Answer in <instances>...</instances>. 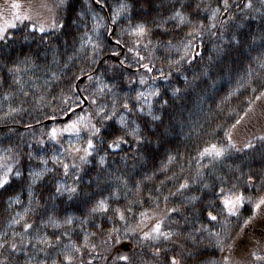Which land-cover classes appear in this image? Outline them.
Returning a JSON list of instances; mask_svg holds the SVG:
<instances>
[{
	"label": "trees",
	"instance_id": "trees-1",
	"mask_svg": "<svg viewBox=\"0 0 264 264\" xmlns=\"http://www.w3.org/2000/svg\"><path fill=\"white\" fill-rule=\"evenodd\" d=\"M17 2L30 7L33 18L45 19V25L54 15L63 28L46 34L31 28L9 30L6 41H0V167L4 161L15 172L0 188V262L67 264L65 256L70 253L72 264L89 260L92 264H166L172 256L182 258V264H224L225 257L229 264H264L255 256L244 260L232 256L238 239L250 233L255 255L264 257V228L257 224L254 208L264 198V141L257 139L264 136V68L258 59L264 58V5L260 0H252L251 9L244 7L248 0H228L227 11L223 0H101L100 4L66 0L61 7L56 6L59 0ZM122 2L131 6L130 13L120 12L113 23ZM217 8L220 11L213 18ZM9 12L4 15L11 19ZM176 12L184 23L172 19ZM137 24L148 29L143 37L134 34ZM233 36L242 46L229 43ZM121 48L125 52L118 62L111 57ZM220 49L226 54L220 55ZM83 77L86 80L79 87L87 106L74 111L68 122L45 124L83 105L75 87ZM141 78L147 83L141 85ZM151 88L160 91L158 97H149L160 121H152L148 104L135 99L138 92ZM174 89H180L178 95H173ZM113 101L117 115L104 121L97 113L105 109L111 114ZM124 102L143 107V114L136 108L126 112ZM120 115L127 128L120 127ZM80 117L101 128L99 136L93 137L96 148L87 163L79 159L83 152L66 151L86 147L89 134L83 127L79 137L65 131ZM137 127L144 144L127 135L120 148H107L116 135ZM229 135L241 151L229 147ZM72 137L78 138L74 144L68 141ZM248 141L256 147L246 149ZM212 145L227 148L226 155L219 160L202 158L200 153ZM53 156L70 165L67 176ZM42 159L48 163L42 164ZM73 163L78 167L72 168ZM35 172H42L43 178L33 182L30 173ZM184 182L189 187L177 192ZM58 183L77 187V194L71 200L66 192L57 194ZM221 188L225 194L231 190L245 197L237 215H228ZM101 199L108 210L90 213ZM173 208L178 211L172 212ZM115 209L123 213V220ZM208 212L217 220H210ZM69 216L70 225L65 223ZM161 219L162 230L174 233L172 238L141 239ZM26 223L32 225L27 232ZM157 248L160 256L153 255ZM122 255L130 261L120 260Z\"/></svg>",
	"mask_w": 264,
	"mask_h": 264
},
{
	"label": "snow or ice",
	"instance_id": "snow-or-ice-1",
	"mask_svg": "<svg viewBox=\"0 0 264 264\" xmlns=\"http://www.w3.org/2000/svg\"><path fill=\"white\" fill-rule=\"evenodd\" d=\"M65 2H66V0H59V3L56 6L61 7L65 4ZM260 2L262 5H264V0H260ZM96 3L100 4L101 0H96ZM229 7H230V5L228 3V0H223L224 10L227 11L229 9ZM244 7L247 9H251L253 7L252 0H248V2L244 5ZM130 8H131V6L128 3L122 2L119 5L117 12L114 13V15L112 17L113 23L116 22V19L118 18L120 12H129L130 13ZM9 10H11V11L9 12ZM48 10L52 11V9H48ZM219 11H220L219 8H217L213 11V13H212L213 18H215L216 14ZM5 12H9V14L11 15V19H8L7 16L4 15ZM31 12H32V10L30 7L23 6L21 3L17 2V0H11V2H9V0H5V4L0 5V21H2V23H0V41H6L9 30L16 28L18 23L23 24L25 21L30 22V27H31L32 31H38L41 34H46L49 31H55V30H59V29L63 28V24H58L56 22L54 15L52 17L50 24L45 25L44 23H39L37 25V23L33 22V15L31 14ZM172 19H178L180 23L185 22V18L181 15L180 12H176L175 15L172 17ZM229 19H232V17H229ZM221 23H224V21H221ZM211 27L215 28L216 25L212 24ZM241 27H242V25H241ZM133 31H134L135 35L143 37L144 35H146L148 29L146 28V26L144 24H137ZM189 35H192V33H189ZM262 39H264V37H262ZM229 43L232 44L233 46H237V47L242 46V41L240 39H238L236 36H233L231 38V40L229 41ZM253 43H255L254 38H253ZM219 54L225 55L226 54L225 50L220 49ZM141 59H143V57H141ZM181 59H183V57ZM258 59H259L260 67L264 68V58H258ZM177 63H179V61H177ZM143 67L145 69H147V71H149V72L152 71V69L147 64L143 65ZM10 71H11V69H10ZM204 74L207 75V70L205 71ZM249 74L251 75V72ZM18 82L19 81H17V83ZM139 83L141 85H144L147 83V81L145 79L141 78ZM253 91H255V89H253ZM179 92H180V89H174L173 95L174 96L178 95ZM159 95H160V91L158 88H151L147 93L144 91L138 92L136 97H135L137 102H140L141 100H143L144 103L148 104L149 111L147 114L151 116L152 121H160L161 117L159 115L153 114V112L151 110V104L149 101V97H158ZM261 95L264 96V92H262ZM93 102L95 103V101H93ZM164 103L167 104V101H165ZM122 108L126 112H132L133 109L136 108V105H133L132 107H130L128 102H124L122 104ZM136 110L142 114L144 112L143 107L136 108ZM97 114L101 115L102 119L104 121L113 120V118L117 115L115 101H113V111L111 112V114H109L105 109H101V111ZM118 123L122 129L127 128V121L123 115H120ZM237 123H239V121H237ZM81 127H83V129L85 131H87L89 134L88 138L86 140V147L74 148V149H69L66 151L74 150L76 153L83 152V155L79 156V159L81 162L87 163V158L89 156L93 155V150H95V148H96V144L94 143L93 137L99 136V134L101 132V128L96 127L95 124H91L90 122L84 123V118L80 117L77 121H74L72 124L68 125L67 128L65 129V131H69V132L73 133L74 135H76L77 137H79L80 133H81ZM138 132H139V129L137 127V128H132L130 132H128V131L124 132L123 135H116L115 138L110 143H107V148H109V149L120 148V146L122 144L127 143V140L124 138L127 135H131V136L135 137L137 144H144L146 141L143 137H140L138 135ZM56 134H57L56 130L53 129L52 134H51L53 139L56 138ZM228 139H229V147L230 148H233L236 151L242 150V149L236 148L235 144L231 143V136L230 135L228 136ZM257 139L260 141H264V136L257 137ZM41 143H43V142H41ZM244 147L246 149H253L256 147V145H254L251 141H248ZM227 151H228L227 148L217 147L216 145H212L210 148H205L203 150V152L200 153V155L202 158L207 156V157H211L213 160H219V159H222L226 155ZM172 159H173V157L169 156V160L171 161ZM52 161L63 168V173L65 176L68 175V171H69V167H70V165L68 163H65L63 161L58 160V158L55 156L52 157ZM41 163L46 165L48 163V161L42 159ZM99 163L101 165H103L105 163V157L102 156L100 158ZM71 167L77 168L78 165L73 163L71 165ZM9 171H11L10 168H9ZM44 171H50V170L45 169ZM16 175L19 176L20 173L17 172ZM30 175L34 177L33 182H35V179H42L43 178L42 172L30 173ZM76 179L78 180L79 177L77 176ZM8 182H9L8 176H7V173H5L4 176L0 177V188H3ZM248 183H250V184L252 183L251 177L249 178ZM188 187H189V185L187 182L181 183L179 185V188L177 189V192H181L182 190H184ZM233 187H235V186H233ZM55 191L57 194H61V195H63L66 192L68 194V199L71 200L73 198V196H75L77 194L78 188L75 186H68L66 184L58 183L56 188H55ZM229 192H230V194H225V190L223 188H221L219 195L222 197L221 203L223 204L224 208L227 210L228 215L234 216V215H237L238 207L243 205L245 197L243 196V194H237V193L231 192V190H229ZM172 195H175V193H172ZM165 200H167V197H165ZM262 205H264V198H261L258 202H256L254 205V208L260 209ZM107 210H108V205H107L106 200L101 199V200H98L94 204V206L90 209V213L106 212ZM128 210L130 211V209H128ZM114 211H116L119 214L121 220L124 219V215H123V213L120 212L119 209H115ZM171 211L177 212L178 209L173 208V209H171ZM141 215L147 216V213H141ZM208 217L212 221L217 220V216L213 215L211 212H208ZM49 219L51 221V218H49ZM51 222L54 223V221H51ZM72 222H73V219L71 216L67 217L65 220V223L69 224V225L72 224ZM248 222L249 221H245V224H247ZM31 227H32L31 224L26 223L24 225L25 232H27ZM162 227H163V220L162 219L157 220L148 232H144L141 239H143L145 241H159L160 239H163L164 241L170 240L172 238V236L174 235V233H172L170 231H163ZM210 235L218 236L219 234L218 233H210ZM57 239H59V237ZM194 239L195 238H193V240ZM41 242L49 243L47 239H43ZM217 246L221 247V250H223V242L222 241L218 240ZM0 247H2V245H0ZM15 248H16V246L13 245L12 246L13 251H15ZM74 251L79 252L80 249L74 248ZM153 255L160 256L161 255V249L157 248L154 251ZM188 255H189V257H191L192 253L189 252ZM253 256H255V258L257 260L264 259V257L256 256L255 253H253ZM119 259L122 261H125V262L130 261V257L126 256V255L120 256ZM65 260L67 261V264H72V256L70 253L65 256ZM0 264H2V262H0ZM88 264H92V261L89 260ZM166 264H182V258L178 259L176 256H172V257L167 259ZM224 264H229L227 257H225V259H224Z\"/></svg>",
	"mask_w": 264,
	"mask_h": 264
},
{
	"label": "rangeland",
	"instance_id": "rangeland-1",
	"mask_svg": "<svg viewBox=\"0 0 264 264\" xmlns=\"http://www.w3.org/2000/svg\"><path fill=\"white\" fill-rule=\"evenodd\" d=\"M33 19L36 20V23L37 24L44 23V21H45V19H43V18H41L39 16L38 17L36 16ZM46 22L47 23H50V22L47 21V19H46ZM82 102H84V101H82ZM73 114L70 115V117H72ZM64 118H66V117H64ZM68 121L69 120L59 121V122L64 123V122H68ZM77 140H78V138L72 137L68 141H69V143L74 144ZM9 168L11 169V171H9ZM0 171H1L0 177L4 176L5 173H7V176L8 177H11V176H13L15 174L13 166L12 165H4V161H3V163H1ZM36 180L37 179H35V181ZM263 207H261L260 209H258V219H257V224L259 223L262 226H264V213H262V208ZM262 239H264V237ZM263 244H264V241H263ZM254 248H255L254 241L251 239L250 233H248V234L246 233V234L242 235L238 239L237 245H236L235 250H234V252L236 253L237 256L236 255H232V256L234 257V259L236 258V260H239V259L240 260H244L246 258L247 259L248 258H253V253H255Z\"/></svg>",
	"mask_w": 264,
	"mask_h": 264
},
{
	"label": "water",
	"instance_id": "water-1",
	"mask_svg": "<svg viewBox=\"0 0 264 264\" xmlns=\"http://www.w3.org/2000/svg\"><path fill=\"white\" fill-rule=\"evenodd\" d=\"M111 42H112V41H111ZM123 53H124V52H122V54H121L120 56H117V58H115V59H116L117 61H120V60H121V56L123 55ZM84 79H85V78L79 79V83H81V84L84 83V81H85ZM77 89L79 90L78 85H77ZM82 98H83L82 101H84V106H86L88 102L86 101V99H85L84 97H82ZM80 109H81V108H80ZM69 117H70V116H67L66 118H64V119H62V120H58V121H57V120H49V121L46 122V124H47V123H48V124H51V123H53V122H57V123H58L59 121H66V120L69 119ZM123 247L127 248V245H126V246L123 245Z\"/></svg>",
	"mask_w": 264,
	"mask_h": 264
},
{
	"label": "flooded vegetation",
	"instance_id": "flooded-vegetation-1",
	"mask_svg": "<svg viewBox=\"0 0 264 264\" xmlns=\"http://www.w3.org/2000/svg\"><path fill=\"white\" fill-rule=\"evenodd\" d=\"M263 235H264V232H263Z\"/></svg>",
	"mask_w": 264,
	"mask_h": 264
}]
</instances>
